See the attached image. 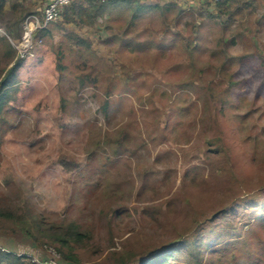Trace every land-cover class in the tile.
I'll return each instance as SVG.
<instances>
[{"label": "rangeland", "instance_id": "rangeland-1", "mask_svg": "<svg viewBox=\"0 0 264 264\" xmlns=\"http://www.w3.org/2000/svg\"><path fill=\"white\" fill-rule=\"evenodd\" d=\"M258 4L225 26L190 1L149 9L132 25L126 4L92 27L51 23L0 115L3 264H17L12 255L22 251L61 254L45 233L70 236L71 224L86 234L65 247L80 260L70 264H117L125 252L135 264L170 244L164 264H264ZM3 10L0 23H13ZM5 210L40 222V240Z\"/></svg>", "mask_w": 264, "mask_h": 264}, {"label": "trees", "instance_id": "trees-1", "mask_svg": "<svg viewBox=\"0 0 264 264\" xmlns=\"http://www.w3.org/2000/svg\"><path fill=\"white\" fill-rule=\"evenodd\" d=\"M33 1V0H31ZM9 2V3H8ZM27 0H0V12L4 14V7L9 6V9H11V15L12 17H15L13 23H0L1 26H3L4 30L6 31V36H1L0 40L5 43V49L2 51L0 55V63L5 64V68L0 70V115L4 111V109L10 105L8 104L9 101L7 100L8 95L11 93V88L9 87L11 84L17 83V80L14 82L11 80L12 77H15L17 74V71L21 67L24 66V62L27 60L24 57H20L18 55L17 50L14 48L13 44L9 41L7 38L10 36L12 39H15L17 37V26L21 28V23L24 20L25 16L30 13L31 11H40L42 8L39 1L34 0L32 2L33 4L26 3ZM188 3V1L184 0H170L167 1V4H160L153 1H147V0H73L69 4H66L63 6L61 11V16L58 20L55 21V26L59 27L61 29L66 28L71 23H74L76 26H95L98 24V21L102 18H106L109 16L110 13H112L113 10L117 9L118 6H122L126 4L129 6V9H132L133 17L131 19L130 24L135 23V19L139 18L140 15L143 13H146L149 11V9H159L162 12H164L163 9L167 6H183ZM135 4V5H134ZM258 0H218L215 5L212 4L211 0H201V6L200 10L207 12V15L209 17H212L214 19H217L218 22L223 23L224 26L228 24H232L236 22V19L238 16L245 10V9H256L258 8ZM183 9V8H181ZM141 12V13H140ZM78 27V28H79ZM106 27H110L109 25H106ZM53 28V29H54ZM128 28L123 31V35L127 34ZM120 33H114V37H123ZM52 35V28L47 27L45 29H41L37 32L38 37H48ZM69 36L73 37H79L77 34H69ZM20 37V36H18ZM79 42L87 43L85 40H80ZM129 43L133 44V40L129 39ZM191 43L187 44L189 52L191 51L189 49ZM135 46V45H134ZM39 51L37 50L36 55ZM191 53V52H190ZM253 56V54H247L243 56V58H247ZM262 61H264V58H262ZM59 66L60 63H59ZM225 67V64L223 68ZM228 72L223 75L224 80H228L230 85L235 84L237 81L235 79V73ZM88 76L85 75V78ZM129 85L131 84V78L129 77ZM131 80V81H130ZM128 82V81H127ZM227 91L229 88L227 87ZM66 99H61L62 104H65ZM112 101V99H107L106 103L102 108L104 110H107L109 102ZM1 129V127H0ZM2 215L6 216L8 219H11L15 223H18L20 228L26 232L30 237H32L35 241H39V234H42V227L40 225V222H37L35 219H30L29 217H22L19 213H15L14 211L5 210L2 212ZM35 229L37 230V233H35ZM48 233H45V236L49 239V241L59 242L61 246L58 248L61 252V255L63 258L69 262H78L80 261L78 258L75 257L72 253L65 250V247L70 246L71 239H75L79 241L86 233H83L78 225L71 224L70 231L68 230L66 235H60L58 232H51V230L47 229ZM229 234V233H228ZM227 237V236H225ZM227 244H231V242H228ZM174 247L173 244H170L168 246H164L161 249H158L154 253L147 255L146 257H142L136 261L135 264H164L169 261V255L170 251ZM10 254L0 251V264L4 263V258L8 257L10 259ZM13 258H11V261H14V263L17 264H31L30 261L25 260L24 258H20L18 256L12 255ZM131 256H129V252H125L121 256V260H118L117 264H128ZM213 258H209L208 262L206 264H210L213 262ZM17 260V261H15ZM212 262H211V261Z\"/></svg>", "mask_w": 264, "mask_h": 264}, {"label": "built area", "instance_id": "built-area-1", "mask_svg": "<svg viewBox=\"0 0 264 264\" xmlns=\"http://www.w3.org/2000/svg\"><path fill=\"white\" fill-rule=\"evenodd\" d=\"M41 4L40 11H31L28 13L21 23L22 34L19 40H12L20 57L27 58V56L35 54L38 47L42 45L43 38L37 36V32L45 29L55 22L61 16V11L64 5L69 4L73 0H37ZM190 3H198L201 0H184ZM215 5L218 0H211ZM44 255L40 251L32 252L22 251L17 253L18 257L28 258L31 264H69L63 261L62 255L57 251L48 248ZM15 253V254H16Z\"/></svg>", "mask_w": 264, "mask_h": 264}, {"label": "crops", "instance_id": "crops-1", "mask_svg": "<svg viewBox=\"0 0 264 264\" xmlns=\"http://www.w3.org/2000/svg\"><path fill=\"white\" fill-rule=\"evenodd\" d=\"M27 1H29V0H27ZM147 1H153V2H154V1H157V0H147ZM1 36H4V35H2V34L0 33V37H1ZM0 43H4V42H2V41L0 40ZM4 44H5V43H4ZM5 46H6V45H5ZM24 66H25V63H24ZM24 66H23V67H24ZM21 69H22V67L19 69V71H17L16 76H15V77H12L11 80H12L13 82H14L15 80L18 81V80L20 79L19 72H20ZM14 84H15V83H14ZM14 84H11L9 87H10V88H13V87H14V86H13Z\"/></svg>", "mask_w": 264, "mask_h": 264}]
</instances>
